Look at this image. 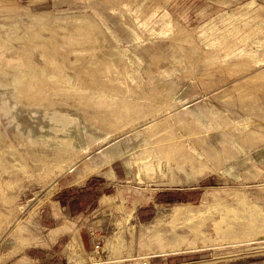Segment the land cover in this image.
Masks as SVG:
<instances>
[{
	"label": "rangeland",
	"instance_id": "374dc122",
	"mask_svg": "<svg viewBox=\"0 0 264 264\" xmlns=\"http://www.w3.org/2000/svg\"><path fill=\"white\" fill-rule=\"evenodd\" d=\"M0 264H264V0H0Z\"/></svg>",
	"mask_w": 264,
	"mask_h": 264
}]
</instances>
